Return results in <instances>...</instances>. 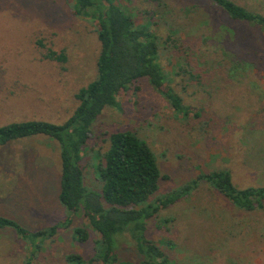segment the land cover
I'll return each instance as SVG.
<instances>
[{
  "label": "rangeland",
  "instance_id": "rangeland-1",
  "mask_svg": "<svg viewBox=\"0 0 264 264\" xmlns=\"http://www.w3.org/2000/svg\"><path fill=\"white\" fill-rule=\"evenodd\" d=\"M234 1L264 14V0ZM114 2L156 34L168 74L163 87H172L190 113L176 114L146 79L120 91L119 107H106L92 126L85 183L98 186L92 154L105 149V132L129 129L155 153L162 176L156 196L219 168L240 188L264 185V31L229 20L209 0ZM97 27L75 14L71 0H0V124L64 121L77 104L74 93L96 75ZM48 47L63 50L66 61L45 58ZM180 65L195 77L178 72ZM59 176L52 139L0 145V215L29 231L57 225L32 264H69L67 254L89 259L94 251L96 233L89 229L79 240L74 232L87 224L82 215L64 225ZM147 235L177 264H264V208L236 209L205 182L150 218ZM28 255L12 230L0 232V264H21ZM120 256L138 260L127 243Z\"/></svg>",
  "mask_w": 264,
  "mask_h": 264
},
{
  "label": "trees",
  "instance_id": "trees-1",
  "mask_svg": "<svg viewBox=\"0 0 264 264\" xmlns=\"http://www.w3.org/2000/svg\"><path fill=\"white\" fill-rule=\"evenodd\" d=\"M71 1L77 16L98 24L96 75L74 93L77 104L64 121L28 119L0 124V145L30 137H46L56 142L60 167L57 200L67 214L64 225L80 214L87 224L74 228L77 238L86 240L89 229L97 235L91 257L84 259L71 252L66 255L69 264H177L147 235L150 218L191 195L199 182L207 183L236 209L262 210L264 185L240 188L229 169L219 168L200 172L186 184L156 196L162 176L155 153L144 139L129 129L105 132V149H97L92 154L94 180L98 186L87 185L82 158L89 148L92 126L106 107H119L120 91L146 79L176 114L188 118L190 110L172 87H163L168 74L159 62L157 36L146 24H136L114 0ZM209 1L229 20L264 31L263 13L234 0ZM37 43L43 46L40 40ZM44 56L57 62L66 61L63 50L57 52L50 47ZM179 67L178 72L195 77L183 65ZM193 113L195 117L199 115V112ZM56 229L57 225H53L29 231L16 219L0 215V232L12 230L26 244L29 255L21 264H32L42 241ZM125 243L134 249L136 262L121 259Z\"/></svg>",
  "mask_w": 264,
  "mask_h": 264
}]
</instances>
